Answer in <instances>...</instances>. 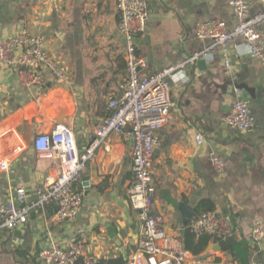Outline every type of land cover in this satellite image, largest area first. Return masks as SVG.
Segmentation results:
<instances>
[{"label":"crops","instance_id":"0c3cea01","mask_svg":"<svg viewBox=\"0 0 264 264\" xmlns=\"http://www.w3.org/2000/svg\"><path fill=\"white\" fill-rule=\"evenodd\" d=\"M147 1V24L135 39L145 61L139 68L142 75L176 66L205 49L209 41L193 34L197 22L220 19L228 29L235 22L227 0ZM248 2L252 12L264 8V0ZM118 19L116 0H0V39L40 33L63 73L55 80L45 70L44 84L26 89L13 69L0 68V157L9 156L8 168L0 172V202H16L18 179L26 201H31L38 187L54 176L51 160L34 149L39 134L65 123L73 130L79 153L96 137L97 126L111 112L108 96L119 95L126 80ZM168 83L170 118L158 131L160 146L151 169L155 211L163 215L166 233L186 250L188 223L197 216L199 201L208 199L215 211L231 215L234 237L249 245L248 264H264V244L250 242L253 224L264 220V65L236 39L174 71ZM241 84L255 91L254 99L247 96L255 125L236 132L223 117L235 98L245 96ZM198 132L201 144L195 141ZM211 154L222 160V170L214 168ZM131 182L130 141L124 133H111L94 147L74 185L82 193L77 216L57 220L55 203L32 209L24 225L0 232V264H39L40 249L66 247L77 231L84 236L83 260L125 263L141 238V223L129 202ZM182 205L190 210L188 220ZM199 261L238 264L221 251Z\"/></svg>","mask_w":264,"mask_h":264},{"label":"built area","instance_id":"2783aa9c","mask_svg":"<svg viewBox=\"0 0 264 264\" xmlns=\"http://www.w3.org/2000/svg\"><path fill=\"white\" fill-rule=\"evenodd\" d=\"M233 11L235 22L228 29L220 19H207L194 25L196 38L208 40L209 45L176 66L163 68L149 75H142L139 68L145 61L136 50V36L147 24L149 5L147 0H116L119 11L117 29L124 37V61L126 80L119 95L108 96L111 110L96 128V137L84 153H79L72 128L57 123L52 130L39 134L33 143L40 157L51 160L54 176L37 189V196L26 201V191L21 179L15 186V200L0 202V232L24 225L34 208L49 203L56 204L54 216L59 221L73 220L82 202V193L75 188L86 162L92 157L94 147L111 133H124L130 141L132 182L129 202L141 223V238L138 247L124 264H200V261L180 248L165 231L164 217L155 211V187L152 181V161L160 146L158 131L166 126L170 118L171 101L168 78L185 65L199 58L209 57L216 47L226 48L236 39H242L251 56L264 65V8L252 12L248 0H227ZM0 68L13 69L18 84L26 89L40 87L45 82L44 71L55 79L63 73L55 64L44 46L40 33L20 32L0 39ZM227 127L236 132L250 130L255 118L247 96L235 98L224 115ZM198 144L203 142L202 133L195 134ZM7 154L0 157V172L8 168ZM211 163L222 170L223 162L211 154ZM188 229L195 236L209 235L225 239L236 234L234 221L229 213L215 210L203 211L189 221ZM250 242L253 246L264 244V220H257L251 228ZM84 236L77 231L69 237L66 247L52 244L39 250V264H74L83 255ZM94 259L85 260L93 264Z\"/></svg>","mask_w":264,"mask_h":264},{"label":"trees","instance_id":"16d2710c","mask_svg":"<svg viewBox=\"0 0 264 264\" xmlns=\"http://www.w3.org/2000/svg\"><path fill=\"white\" fill-rule=\"evenodd\" d=\"M55 205V210H56ZM196 211L200 214L203 211L214 210V204L208 199H203L199 201L196 206ZM197 214V215H198ZM210 241H214L220 244L221 251L231 254L238 264H248V257L250 254L248 243L242 239L237 240L234 236L228 237L225 239L212 238L209 235H200L195 236L189 229L186 231L183 244L184 249L191 252L193 255L201 254L205 247L209 244ZM218 260V259H217ZM74 264H85V260L80 257ZM93 264H119L115 261H95ZM124 264V263H123Z\"/></svg>","mask_w":264,"mask_h":264},{"label":"water","instance_id":"95a60500","mask_svg":"<svg viewBox=\"0 0 264 264\" xmlns=\"http://www.w3.org/2000/svg\"><path fill=\"white\" fill-rule=\"evenodd\" d=\"M240 89H242V93L245 95V96H250L251 98H255V91L253 88H250L244 84H241L239 85ZM85 178V177H84ZM87 179H84L85 181V185H87V182H86ZM182 215L186 218V220H188L190 217V210L188 208H186L184 205H182ZM221 251V247H220V244L219 243H209L204 252L200 255L197 256V259L198 260H202V259H205L209 254L210 252H220ZM221 255H224V256H228L230 258H232V256L230 254H228L227 252H222L221 251Z\"/></svg>","mask_w":264,"mask_h":264}]
</instances>
